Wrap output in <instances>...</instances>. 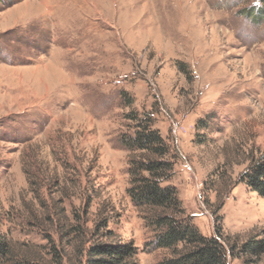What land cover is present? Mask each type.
<instances>
[{"label": "rangeland", "instance_id": "rangeland-1", "mask_svg": "<svg viewBox=\"0 0 264 264\" xmlns=\"http://www.w3.org/2000/svg\"><path fill=\"white\" fill-rule=\"evenodd\" d=\"M131 110L170 146L163 185L201 233L264 264L245 179L264 162V0H0V238L34 264L105 243L172 258L127 192Z\"/></svg>", "mask_w": 264, "mask_h": 264}, {"label": "trees", "instance_id": "trees-1", "mask_svg": "<svg viewBox=\"0 0 264 264\" xmlns=\"http://www.w3.org/2000/svg\"><path fill=\"white\" fill-rule=\"evenodd\" d=\"M182 67V66H181ZM129 103H132L129 101ZM131 110L130 118L138 119L134 134H124L122 142L131 150L127 192L132 203L148 212L155 233V248L169 249L173 257L161 264H229L228 251L219 237L206 236L193 223L174 186L163 185L173 175L174 154L159 130L152 127L150 115L138 118ZM247 185L264 197V162L245 174ZM219 236L222 231L217 230ZM10 241L0 238V264H34L35 257L27 253H13ZM137 248L133 244H96L88 253L87 264H138ZM254 251H264V240L254 245ZM18 258L20 260H18Z\"/></svg>", "mask_w": 264, "mask_h": 264}]
</instances>
